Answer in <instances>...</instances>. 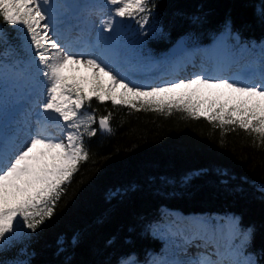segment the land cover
Masks as SVG:
<instances>
[{
    "label": "snow or ice",
    "instance_id": "1",
    "mask_svg": "<svg viewBox=\"0 0 264 264\" xmlns=\"http://www.w3.org/2000/svg\"><path fill=\"white\" fill-rule=\"evenodd\" d=\"M155 7L153 0H106V6L0 0V43L5 45L0 53V253L5 254L0 264H31L26 246L11 257L7 253L54 215L62 185L89 159L85 138L96 135L93 125L113 131L111 113L97 122L85 108L94 96L132 109L171 113L175 107L220 126L238 125L264 146V40L246 41L225 20L208 53H226V58L209 60L198 71L182 75L186 64L146 50L144 28ZM77 8L81 12L74 24L67 17ZM260 15L264 18V9ZM129 18L140 28L134 46L126 36ZM193 21L201 18L194 16ZM190 38L181 37L175 47L186 48ZM81 64L94 70L90 89L66 75L67 68ZM19 87L26 90L28 107L17 117L10 111V90ZM205 90V99L193 100ZM207 171L182 180L186 184ZM218 175L226 186L235 179L227 170H218ZM256 186L264 192V180ZM136 187L117 188L109 195L120 197ZM149 227L165 240V247L143 264H264V248L253 247L254 229L234 214L181 217L162 212ZM79 241L75 233L61 237L58 252ZM118 264L141 262L129 255Z\"/></svg>",
    "mask_w": 264,
    "mask_h": 264
},
{
    "label": "trees",
    "instance_id": "2",
    "mask_svg": "<svg viewBox=\"0 0 264 264\" xmlns=\"http://www.w3.org/2000/svg\"><path fill=\"white\" fill-rule=\"evenodd\" d=\"M153 2L156 7L144 29L145 45L153 51L167 50L189 34L188 40L209 41L228 19L246 41L264 40V0ZM194 16L201 21L195 23ZM85 108L97 122L111 113L113 131L93 125L96 135L85 138L89 159L62 185L54 215L29 232L8 257L25 246L31 264H111L129 252L142 257L162 245L147 231L165 207L239 216L242 225L254 229L253 247L264 248V192L256 186L264 180V146L258 136L175 107L171 113L139 105L137 110L94 96ZM200 169L208 171L183 182L185 175ZM218 170H227L235 179L221 184ZM131 184L137 186L135 191L110 197ZM74 233L79 244L59 253L58 240ZM4 255L0 253V259Z\"/></svg>",
    "mask_w": 264,
    "mask_h": 264
},
{
    "label": "rangeland",
    "instance_id": "3",
    "mask_svg": "<svg viewBox=\"0 0 264 264\" xmlns=\"http://www.w3.org/2000/svg\"><path fill=\"white\" fill-rule=\"evenodd\" d=\"M54 2H55V0H54ZM60 2L64 3L65 0H60ZM91 4H98V5H101V6H106V0H98L96 2L94 0H91ZM106 10H107V8H106ZM70 15H72V13H70ZM93 18L95 19V17H93ZM127 38H128V36H127ZM128 41H129V43L131 45H133V40L132 39L128 38ZM151 54H152V52H151ZM153 55L154 54H152V56ZM65 71H66V75H68L70 77H74L76 81L83 83L86 88H88V89L91 88V84H92V81L94 79V77H93V71L94 70L91 67H86L85 68V66L83 64H81V65H78V66H70ZM103 78H107L108 79V77H106V76H104ZM21 88H23V87H19V88L10 90L13 99H16L19 96V91H20ZM207 95H208V93L205 90L203 95L193 96V100L195 101L197 99H205V97ZM206 107H207V103H205L203 108L206 109ZM201 116H204V115H201ZM164 213L171 214L173 216H177L179 213L183 214V212H181V211L170 210V209H166ZM184 215H186V214H184ZM203 215H213V214H192L191 216H203ZM186 216H188V215H186Z\"/></svg>",
    "mask_w": 264,
    "mask_h": 264
},
{
    "label": "bare ground",
    "instance_id": "4",
    "mask_svg": "<svg viewBox=\"0 0 264 264\" xmlns=\"http://www.w3.org/2000/svg\"><path fill=\"white\" fill-rule=\"evenodd\" d=\"M70 22L73 23V20L70 19ZM98 24V21H97ZM206 50H209L212 48V45H205L204 47ZM191 50L186 49V50H182L178 53H172L170 54V57L176 61L179 62L181 59H183L186 55H189ZM189 52V53H188ZM227 54L223 53L222 55V60H224L226 58ZM86 68V67H85ZM28 107V100H24L22 98H18L16 100L13 101V106L10 109V111L17 117L21 116L23 114V112L26 110V108ZM177 216H181L184 217L182 214H178Z\"/></svg>",
    "mask_w": 264,
    "mask_h": 264
}]
</instances>
